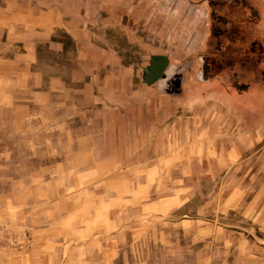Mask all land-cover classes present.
Here are the masks:
<instances>
[{"label": "rangeland", "instance_id": "374dc122", "mask_svg": "<svg viewBox=\"0 0 264 264\" xmlns=\"http://www.w3.org/2000/svg\"><path fill=\"white\" fill-rule=\"evenodd\" d=\"M190 1L117 119L0 45V264H264V0Z\"/></svg>", "mask_w": 264, "mask_h": 264}, {"label": "crops", "instance_id": "0c3cea01", "mask_svg": "<svg viewBox=\"0 0 264 264\" xmlns=\"http://www.w3.org/2000/svg\"><path fill=\"white\" fill-rule=\"evenodd\" d=\"M197 6L190 0H0V45L19 46L20 61L50 62L57 88L78 95L91 109L109 104L110 117L117 119V110L137 108L145 80L138 59H126L133 40L145 36L153 44L158 18L168 38L170 25L196 30ZM256 92L236 95L260 102L264 89Z\"/></svg>", "mask_w": 264, "mask_h": 264}, {"label": "water", "instance_id": "95a60500", "mask_svg": "<svg viewBox=\"0 0 264 264\" xmlns=\"http://www.w3.org/2000/svg\"><path fill=\"white\" fill-rule=\"evenodd\" d=\"M167 64L168 56L166 54L156 53L151 55L150 63L145 72V80L151 82L159 78L166 70Z\"/></svg>", "mask_w": 264, "mask_h": 264}, {"label": "flooded vegetation", "instance_id": "af4514ba", "mask_svg": "<svg viewBox=\"0 0 264 264\" xmlns=\"http://www.w3.org/2000/svg\"><path fill=\"white\" fill-rule=\"evenodd\" d=\"M170 72V69L167 70V74Z\"/></svg>", "mask_w": 264, "mask_h": 264}]
</instances>
